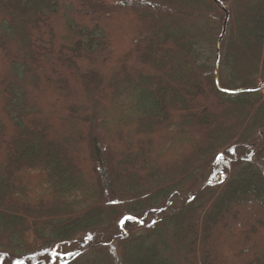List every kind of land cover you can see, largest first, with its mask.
I'll return each mask as SVG.
<instances>
[{"label": "trees", "instance_id": "obj_1", "mask_svg": "<svg viewBox=\"0 0 264 264\" xmlns=\"http://www.w3.org/2000/svg\"><path fill=\"white\" fill-rule=\"evenodd\" d=\"M219 1L216 84L214 0H0L11 263L94 234L65 264H264V88L233 91L264 80V0ZM223 152L220 181L185 187Z\"/></svg>", "mask_w": 264, "mask_h": 264}, {"label": "rangeland", "instance_id": "obj_2", "mask_svg": "<svg viewBox=\"0 0 264 264\" xmlns=\"http://www.w3.org/2000/svg\"><path fill=\"white\" fill-rule=\"evenodd\" d=\"M224 14V13H223ZM118 24V22H117ZM117 26V25H116ZM113 31H116L115 34L117 36L116 44H122L121 42L126 40L127 35L130 33L127 32L126 24L125 22L121 23V27L118 29L117 27H111ZM128 33V34H127ZM222 40V39H221ZM221 42V41H220ZM262 80H259L260 82ZM232 154V153H229ZM232 155H225V153H221L217 159L216 162L210 163V165L203 166L201 170L196 174L195 180L189 181L185 187L191 186V184L196 183L200 184L201 182L206 181H220L218 176L215 174V171H218L219 175H223L226 172H228L229 168L232 165ZM216 169V170H215ZM222 178V177H221ZM213 179V180H211ZM184 188L182 190V194H176L175 196L171 197L167 203L161 205L158 209L149 212L146 217H139L136 218L134 221H127L129 222L128 226L131 227V230H141L142 228H145L147 224L143 223V221H151L154 219L155 215L160 214L162 211L166 212L171 208H174L181 204L184 200H186V195L184 191H187L188 189ZM126 222V223H127ZM112 229L108 232L107 236H109L114 231H118L119 227L121 226V223L117 222L113 225ZM94 237V234H84L78 236L75 240L70 242H65L63 244H53L48 247H44L37 252L31 253L29 255H22L18 256L21 260L27 261V264H65L66 261L69 259V256L76 252V251H86L89 247L82 248L83 244L90 241ZM100 237V236H98ZM98 240V239H97ZM16 259V257H13L9 252L3 250L0 248V264H13L11 261L13 259ZM25 264V263H21Z\"/></svg>", "mask_w": 264, "mask_h": 264}, {"label": "water", "instance_id": "obj_3", "mask_svg": "<svg viewBox=\"0 0 264 264\" xmlns=\"http://www.w3.org/2000/svg\"><path fill=\"white\" fill-rule=\"evenodd\" d=\"M215 3L219 4V0H214ZM221 9L224 13V18H223V21H222V28H221V32H220V35L216 41V61H215V81H216V84L218 82V63H219V55H220V41L225 33V28H226V23L228 21V18H229V12L228 10L224 7V6H221ZM264 88V80L263 81H260L258 83V85L254 88H239L235 91H249V90H260Z\"/></svg>", "mask_w": 264, "mask_h": 264}]
</instances>
